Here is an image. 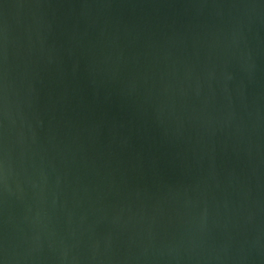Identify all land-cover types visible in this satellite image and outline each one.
I'll use <instances>...</instances> for the list:
<instances>
[{
	"label": "water",
	"instance_id": "water-1",
	"mask_svg": "<svg viewBox=\"0 0 264 264\" xmlns=\"http://www.w3.org/2000/svg\"><path fill=\"white\" fill-rule=\"evenodd\" d=\"M0 264H264V0H0Z\"/></svg>",
	"mask_w": 264,
	"mask_h": 264
}]
</instances>
